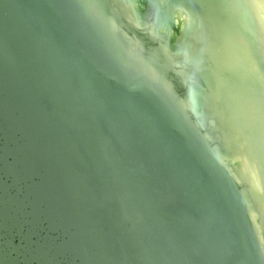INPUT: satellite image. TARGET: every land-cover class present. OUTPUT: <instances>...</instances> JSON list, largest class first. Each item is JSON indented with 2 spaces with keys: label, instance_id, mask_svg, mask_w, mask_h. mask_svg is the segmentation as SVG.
<instances>
[{
  "label": "water",
  "instance_id": "water-1",
  "mask_svg": "<svg viewBox=\"0 0 264 264\" xmlns=\"http://www.w3.org/2000/svg\"><path fill=\"white\" fill-rule=\"evenodd\" d=\"M261 1L0 0V264H264Z\"/></svg>",
  "mask_w": 264,
  "mask_h": 264
},
{
  "label": "bare ground",
  "instance_id": "bare-ground-1",
  "mask_svg": "<svg viewBox=\"0 0 264 264\" xmlns=\"http://www.w3.org/2000/svg\"><path fill=\"white\" fill-rule=\"evenodd\" d=\"M261 1V0H260ZM262 2V1H261ZM261 11H260V13H261V18H263L264 19V8L262 9H260ZM186 21L187 20H184L183 21V18L181 17V19L180 18H178V20H176V23H177V25L178 24H180L181 26H182V24L184 23V25H185V23H186ZM263 25H264V23H263ZM177 32H178V30L175 32L176 34H177ZM240 33V31L238 30V29H235L234 28V36H236L237 38H238V34ZM240 35V34H239ZM240 37H241V35H240ZM241 39V38H240ZM238 41V40H237ZM234 52V51H233ZM248 149V146L246 145V144H244V145H241V146H236V153H242L243 155H244V152H246V150ZM256 186H257V189L258 190H260L261 189V186H260V183L258 182V184H255ZM256 217V216H255ZM257 218V217H256ZM257 220V219H256Z\"/></svg>",
  "mask_w": 264,
  "mask_h": 264
},
{
  "label": "rangeland",
  "instance_id": "rangeland-1",
  "mask_svg": "<svg viewBox=\"0 0 264 264\" xmlns=\"http://www.w3.org/2000/svg\"><path fill=\"white\" fill-rule=\"evenodd\" d=\"M229 86H231V85H229ZM235 87H237V84L236 85H234ZM226 87H228V85L226 84V83H223V82H220V88H216V97H219L218 98V101H217V103H220L221 104V102L220 101H223V97H226L227 95H225V94H230V91H235L236 93H237V91L236 90H232V89H225ZM256 94H257V97L258 98H263L264 99V96H262V94H260L259 92H256ZM234 101H236V100H234Z\"/></svg>",
  "mask_w": 264,
  "mask_h": 264
}]
</instances>
